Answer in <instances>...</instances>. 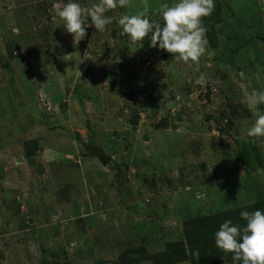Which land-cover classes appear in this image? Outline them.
Masks as SVG:
<instances>
[{"label":"rangeland","instance_id":"1","mask_svg":"<svg viewBox=\"0 0 264 264\" xmlns=\"http://www.w3.org/2000/svg\"><path fill=\"white\" fill-rule=\"evenodd\" d=\"M56 2L0 0V264H154L132 250L264 202V138L247 136L264 114L249 103L264 91V2L215 0L199 65L122 34L145 0L79 42ZM146 2L163 23L174 0Z\"/></svg>","mask_w":264,"mask_h":264},{"label":"clouds","instance_id":"2","mask_svg":"<svg viewBox=\"0 0 264 264\" xmlns=\"http://www.w3.org/2000/svg\"><path fill=\"white\" fill-rule=\"evenodd\" d=\"M129 4L130 0H96L91 7H84L79 0H68L63 5L54 3L52 10L63 20V26L73 35L74 42H79L85 37L89 24L103 32L114 19L106 13L127 8ZM214 8L215 0H174L171 5L165 2L159 8L161 23L151 18L145 0L144 11L135 15L122 13L116 22L122 34L127 35L133 44H141L148 36L150 47L167 51L177 62L199 65L202 57L214 55L209 51L207 28L203 23V18L210 16ZM195 83L204 86L207 83L205 74L201 73ZM249 103L264 104V91H254ZM247 136L264 138V114L257 116L254 124L247 129ZM240 216L246 221L243 226L234 224L231 219L224 220L214 234L215 245L224 253L232 254L233 264H264V211L244 210ZM193 255L198 260L199 250H195Z\"/></svg>","mask_w":264,"mask_h":264},{"label":"trees","instance_id":"3","mask_svg":"<svg viewBox=\"0 0 264 264\" xmlns=\"http://www.w3.org/2000/svg\"><path fill=\"white\" fill-rule=\"evenodd\" d=\"M33 150L36 151V148L34 147ZM248 209L249 212L257 209L264 211V202H257ZM244 210L246 209L238 208L229 215H214L202 218L199 221L189 222L188 224L191 227L186 229V242H171L168 244L167 250L155 254L149 253L145 249L132 250V253L137 254L139 257L134 261L145 260L154 264H176L188 260H191L193 264H218L232 261L231 253H224L216 247L214 234L226 219H231L234 224L243 226L246 221L241 218L240 213ZM197 249L199 250L198 260L193 255V252ZM54 264L67 263L55 261Z\"/></svg>","mask_w":264,"mask_h":264},{"label":"water","instance_id":"4","mask_svg":"<svg viewBox=\"0 0 264 264\" xmlns=\"http://www.w3.org/2000/svg\"><path fill=\"white\" fill-rule=\"evenodd\" d=\"M93 153L99 158L100 162L103 166H107L108 163L111 161V157L106 155L103 151L100 149L94 148Z\"/></svg>","mask_w":264,"mask_h":264},{"label":"crops","instance_id":"5","mask_svg":"<svg viewBox=\"0 0 264 264\" xmlns=\"http://www.w3.org/2000/svg\"><path fill=\"white\" fill-rule=\"evenodd\" d=\"M93 156H94V155H93ZM94 158H96V160L98 161V159H97L98 157H95V156H94ZM98 162H100V161H98ZM101 165H102V164H101ZM64 172L67 173L66 170H64ZM64 172H63V173H64ZM111 195H112V194H111ZM17 199H18V198H17ZM30 199H31V198H30ZM18 200H20V199H18ZM110 208H111V207H110Z\"/></svg>","mask_w":264,"mask_h":264}]
</instances>
